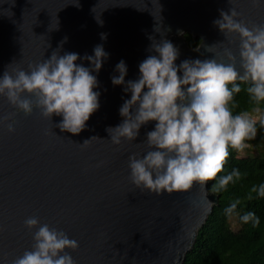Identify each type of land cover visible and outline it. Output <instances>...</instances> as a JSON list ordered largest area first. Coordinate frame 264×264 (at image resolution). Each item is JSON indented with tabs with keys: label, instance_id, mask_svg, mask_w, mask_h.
<instances>
[{
	"label": "water",
	"instance_id": "1",
	"mask_svg": "<svg viewBox=\"0 0 264 264\" xmlns=\"http://www.w3.org/2000/svg\"><path fill=\"white\" fill-rule=\"evenodd\" d=\"M232 2L0 0V77L6 70L27 71L54 50L77 53L75 63L89 68L83 57L94 55L95 46L108 53L99 72H92L100 106L78 134L55 127L62 116L49 120L38 109L25 115L0 97V117L14 114L0 122V264H11L31 248L37 229L25 227L30 216L78 241V248L67 249L75 264L182 263L218 195L197 182L188 191L157 194L130 181L129 156L146 153L145 134L156 122L142 126L135 141L112 143L106 129L123 121L119 109L131 93L111 78L119 75L115 66L123 60L125 82L137 80L139 64L157 55L151 45L162 39L178 48L177 65L212 58L205 46L228 43L213 23L221 10L235 6L241 14L237 19L264 23V0ZM183 32L200 39L198 44L189 47Z\"/></svg>",
	"mask_w": 264,
	"mask_h": 264
},
{
	"label": "clouds",
	"instance_id": "2",
	"mask_svg": "<svg viewBox=\"0 0 264 264\" xmlns=\"http://www.w3.org/2000/svg\"><path fill=\"white\" fill-rule=\"evenodd\" d=\"M220 15L213 23L228 43L205 46L214 54L212 58L185 59L177 65L178 48L162 39L151 45L157 55H149L139 64L137 80L125 82L127 66L123 60L115 66L119 75L111 78L112 83L126 84L123 90L130 92L131 98L119 109L123 121L106 129L111 142L135 141L142 126L156 122L154 129L145 134L146 153L129 156V179L142 190L157 194L184 192L194 182L206 187L209 181H215L211 192L219 194L242 176L237 168L225 172L230 149L243 152L248 146L246 141L256 138L257 125L264 130V23L237 19L241 14L235 6L229 12L221 10ZM97 21L102 25V20ZM101 38L106 39V34L102 33ZM107 57L102 45L95 46L94 55L83 57L91 62L89 68L75 63L80 59L77 53L60 55L54 50L50 58L29 64L27 71H4L0 97L25 115L38 109L49 120L53 114L62 116L55 127L78 134L100 106V93L93 90L98 81L92 72L98 73ZM241 84L247 85L245 91L253 107L236 112L235 94L241 93ZM13 115L0 117V122ZM6 127L9 132L15 131L13 123ZM92 138L81 145L86 147ZM222 172L225 174L220 175ZM251 193L264 198V183L253 185ZM239 204V200L232 202L225 214L231 217ZM239 219L244 224H260L254 212ZM24 225L29 230L37 229L32 234L33 244L11 264H75L67 249L78 248V241L63 230L40 224L35 216L26 218Z\"/></svg>",
	"mask_w": 264,
	"mask_h": 264
},
{
	"label": "trees",
	"instance_id": "3",
	"mask_svg": "<svg viewBox=\"0 0 264 264\" xmlns=\"http://www.w3.org/2000/svg\"><path fill=\"white\" fill-rule=\"evenodd\" d=\"M185 40L189 47H194L200 39H194L190 33H186ZM246 87L247 85L241 84V93L235 94L238 105L236 112L251 110L253 107L245 91ZM257 127L256 138L246 143H264V130H259L258 125ZM233 168L240 170L241 179L217 194L218 202L198 229L195 241L181 264H264V198L251 193L253 185L264 183V145L257 154L244 156H238V152L230 149L225 172ZM214 182H208L210 191ZM235 200L240 201L236 213L231 216L236 217L239 225L236 230L231 228L230 217L225 214V208ZM247 212H254L259 217L260 224H244L239 217Z\"/></svg>",
	"mask_w": 264,
	"mask_h": 264
},
{
	"label": "rangeland",
	"instance_id": "4",
	"mask_svg": "<svg viewBox=\"0 0 264 264\" xmlns=\"http://www.w3.org/2000/svg\"><path fill=\"white\" fill-rule=\"evenodd\" d=\"M188 33V32H183L182 35L185 37V34ZM197 44H195L196 46ZM194 46V47H195ZM247 147L248 148L247 150H244L243 152H238V156H244L246 154H257L259 149L262 148V146L264 145V143H258V144H248L247 143ZM229 221H230V225H231V228L236 230L238 229L239 225L237 223V220H236V217H230L229 218Z\"/></svg>",
	"mask_w": 264,
	"mask_h": 264
}]
</instances>
